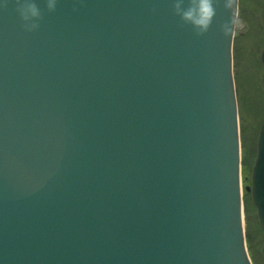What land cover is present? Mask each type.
Here are the masks:
<instances>
[{"label": "water", "instance_id": "water-1", "mask_svg": "<svg viewBox=\"0 0 264 264\" xmlns=\"http://www.w3.org/2000/svg\"><path fill=\"white\" fill-rule=\"evenodd\" d=\"M238 1L197 35L176 0H34V30L0 0V264H252L264 120L243 187Z\"/></svg>", "mask_w": 264, "mask_h": 264}, {"label": "rangeland", "instance_id": "rangeland-1", "mask_svg": "<svg viewBox=\"0 0 264 264\" xmlns=\"http://www.w3.org/2000/svg\"><path fill=\"white\" fill-rule=\"evenodd\" d=\"M263 47L264 0H239L233 42V71L239 109L242 166L243 163L249 165L247 178L242 167L243 187L247 185L244 178L249 179L250 184L256 139L264 120V78L259 59ZM245 204H248L247 213L245 211L246 236L253 244H258L260 251H264L256 210L247 193L244 194V207Z\"/></svg>", "mask_w": 264, "mask_h": 264}, {"label": "clouds", "instance_id": "clouds-1", "mask_svg": "<svg viewBox=\"0 0 264 264\" xmlns=\"http://www.w3.org/2000/svg\"><path fill=\"white\" fill-rule=\"evenodd\" d=\"M57 0H47V9L55 11ZM17 12L24 23L26 30H34L39 27V20L42 19L40 9L34 0H15ZM184 0H176L173 5L174 13L181 18L184 24L193 27L197 35H202L209 29L215 16L214 0H188L187 7H183ZM231 0H225V8H229ZM29 22L31 26H29ZM225 24L223 30L227 34Z\"/></svg>", "mask_w": 264, "mask_h": 264}, {"label": "flooded vegetation", "instance_id": "flooded-vegetation-1", "mask_svg": "<svg viewBox=\"0 0 264 264\" xmlns=\"http://www.w3.org/2000/svg\"><path fill=\"white\" fill-rule=\"evenodd\" d=\"M261 232H262V239H263L262 245H263L264 231L261 229ZM246 243H247V249H248V253H249V256L251 258L252 264H264V251H260L258 244L257 243L253 244L251 242L249 236L246 238Z\"/></svg>", "mask_w": 264, "mask_h": 264}, {"label": "trees", "instance_id": "trees-1", "mask_svg": "<svg viewBox=\"0 0 264 264\" xmlns=\"http://www.w3.org/2000/svg\"><path fill=\"white\" fill-rule=\"evenodd\" d=\"M243 172H244V174L246 175L245 177L247 178V171H249L248 169H249V165L248 164H246V163H243ZM248 181H249V179H245L244 178V182L246 183V184H248ZM248 194V193H247ZM247 209H248V204H245V211H246V213H247Z\"/></svg>", "mask_w": 264, "mask_h": 264}]
</instances>
